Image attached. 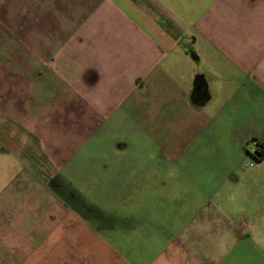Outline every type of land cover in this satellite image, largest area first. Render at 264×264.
I'll return each instance as SVG.
<instances>
[{"label": "crops", "instance_id": "obj_1", "mask_svg": "<svg viewBox=\"0 0 264 264\" xmlns=\"http://www.w3.org/2000/svg\"><path fill=\"white\" fill-rule=\"evenodd\" d=\"M248 141L264 143V0H0V264H264V158ZM173 167L207 182L142 195ZM243 186L245 206L222 192ZM147 202L251 227L131 249L95 225L129 216L84 210Z\"/></svg>", "mask_w": 264, "mask_h": 264}, {"label": "rangeland", "instance_id": "obj_2", "mask_svg": "<svg viewBox=\"0 0 264 264\" xmlns=\"http://www.w3.org/2000/svg\"><path fill=\"white\" fill-rule=\"evenodd\" d=\"M248 148L251 150V154L254 152V147H256V143L254 146V143L252 141H248ZM132 158H138L136 157V154H130V157ZM134 156V157H133ZM233 157L227 156L224 157L225 161L227 162L225 165L222 166L221 171L219 172V177H224L226 175V172L230 168V164L232 162H229L230 159ZM142 163H141V162ZM248 161V162H247ZM247 163H245L243 166L241 165V171L239 173V183L237 184H246L250 185V178L247 177L248 169H251L254 167V165L257 164V161L255 159L247 158ZM141 164H144L143 158L138 160ZM150 161L147 159L146 164H149ZM262 165H264V161L260 162ZM259 163V164H260ZM157 164H163L164 166H170L172 164V161L166 157H161ZM184 164H186V161H184ZM143 166V165H142ZM141 166V167H142ZM247 166V167H246ZM249 175V174H248ZM206 177L204 176L203 172L198 173L196 176H194L191 172H185L183 170H178L177 168L173 167L172 169H165L164 172H161L158 175L157 180H151L147 181L146 183H149L150 185L146 189L139 190L142 192V195L146 197L147 199L151 196L158 195L159 196V202L162 201V199L166 196L170 197L171 189L174 186L175 188V194L176 195H186L189 193L194 192L193 191V185L191 181H198L199 183L207 182ZM213 182V179L211 180V183ZM173 185V186H171ZM160 189V193H156L157 189ZM171 188V189H170ZM246 187L243 186L240 187H227L222 190L224 194L227 195V197L235 198L237 197V206H245L243 202V196L237 193V190L245 189ZM135 193V192H134ZM135 196H138L137 194H134ZM157 203H144L143 205H137L135 203H132L128 206V209H123L118 206H112V205H84L87 206L84 210H93L97 212H110L111 209L113 213L116 214H123L130 217L129 224H123L125 221H118V220H99L95 221L96 228L102 229V228H112V224H114L115 228L119 225L120 233H122L121 236L115 237L116 239H119L118 241L128 243V247H132L133 245H139L140 243H143L141 245L147 247V250L149 248H153L154 246L151 244V240H155L154 232L159 233L161 236H157L156 238H160L158 243L165 244L169 242L172 238V235H176L177 233H188L192 231H196L197 228H207V230L214 231L216 228H224L229 229L230 226H233L235 228L239 229H246L248 227H251V221L242 219L241 214L236 213H229L227 216V219H220V218H214L211 220H203L202 217L199 215V211L205 205L203 203H197V204H183L180 203L178 205L177 209L172 208V204H159ZM230 208L234 207V204L228 205ZM174 207V205H173ZM173 211H180V215H185L187 212L190 219H173ZM142 233H145L147 235H142ZM187 239L188 237H181ZM127 241V242H126ZM132 249V248H131Z\"/></svg>", "mask_w": 264, "mask_h": 264}, {"label": "trees", "instance_id": "obj_3", "mask_svg": "<svg viewBox=\"0 0 264 264\" xmlns=\"http://www.w3.org/2000/svg\"><path fill=\"white\" fill-rule=\"evenodd\" d=\"M253 154H254V158L258 161L264 158V143L257 142Z\"/></svg>", "mask_w": 264, "mask_h": 264}]
</instances>
